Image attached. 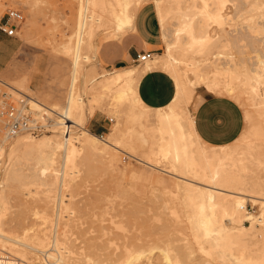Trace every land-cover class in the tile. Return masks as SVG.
Here are the masks:
<instances>
[{
  "label": "rangeland",
  "instance_id": "rangeland-1",
  "mask_svg": "<svg viewBox=\"0 0 264 264\" xmlns=\"http://www.w3.org/2000/svg\"><path fill=\"white\" fill-rule=\"evenodd\" d=\"M153 1L131 0V9L135 13L142 4L136 14L144 10L146 17L156 24L160 45L155 48V57L167 51V43L165 37H161ZM160 1L166 13L165 29L169 31L172 43L175 42L169 52L173 60L181 63V66L178 63L180 70H184V79L193 92H196L197 86L206 87V84L198 79V72L191 66L199 63L203 75L213 77L218 67L223 68L222 62L228 61V66L232 61L243 62L232 65L239 78L231 79L236 91L241 94V100L236 102L244 116L241 135L232 144L242 148L245 139L252 133L253 124L260 126L264 133V120L259 116L262 112L254 105L261 94L264 95V81L250 79L253 71L249 63L257 50L264 52V0ZM119 2L122 0H0V20L8 9L19 10L23 15L20 21L15 22L16 31L12 36L17 50L6 68L0 71V79L40 101L47 109L54 110L39 108L36 115L42 122H48L51 130L45 133L56 134L61 142L62 124H55V120L59 119L70 96L77 97L76 100L79 97L90 100L96 96L92 100L93 114L83 123L76 120L70 128H86L103 138L107 137V133H112V142L118 147V150H112L117 152L120 160L116 170L98 155L83 160L85 152L80 150L76 154L75 164L66 165L63 162L64 151L60 149L54 164L46 167L47 172L45 167L21 166L17 171L4 175V157L0 165V181L3 180L0 182V196L6 204L2 227L16 233H21L28 226L40 227L46 237L57 232L60 240L72 249L70 254L86 259L88 264H137L140 261L139 264H152L155 261L156 264H222L218 261L221 259L219 251L215 252L218 249H211L204 238L205 226L198 224L201 198L198 195L190 197L182 191L181 181L173 174L174 171L170 173L157 168H171V162L159 151V132L145 129L140 124L143 118L129 114V106L137 114L143 111L149 125H153L156 110H144L139 105L132 107L126 99L121 102L119 98L118 102L112 100L116 97L113 95L115 89L123 82L111 90L101 91L104 75L114 68H107L98 62L96 45L114 35L109 10L112 6L119 7ZM81 4L84 22L82 43L75 62V32H79ZM212 9L213 14L220 13L221 16L209 17L206 21L204 18L206 25L202 31H196L202 12H211ZM99 15L100 22L96 20ZM250 24L260 30L256 32L254 28V32H246L244 26ZM181 25L185 26L184 29ZM191 26L195 27V34L204 37L202 43L189 47L183 42L191 41L193 32H188ZM205 32L210 34V39ZM177 39H180V44ZM68 47L73 48L69 51ZM145 62L136 61L128 67L142 68ZM217 76L222 77L223 74ZM253 84H256L259 94L254 91ZM194 97L195 93L193 100ZM188 108L193 113L195 101L188 104ZM247 112L252 115L251 122L246 119ZM90 118H95L96 123H103L106 126L104 132L93 130L88 125ZM51 123L56 126L53 127ZM24 134L27 133L21 135ZM13 140L5 141L10 143ZM252 140L255 147L247 161L246 174L237 181L238 186L264 183V138ZM128 153L143 159L150 157L156 166L137 160ZM61 196L64 203L60 206L58 201ZM245 205L254 215L261 211L260 206L249 199ZM245 221L249 224V221ZM201 244L210 247V251L206 253L202 250ZM39 254L28 252L27 261L44 260V256ZM153 258L156 260L151 261ZM162 260H165L164 263Z\"/></svg>",
  "mask_w": 264,
  "mask_h": 264
},
{
  "label": "bare ground",
  "instance_id": "bare-ground-1",
  "mask_svg": "<svg viewBox=\"0 0 264 264\" xmlns=\"http://www.w3.org/2000/svg\"><path fill=\"white\" fill-rule=\"evenodd\" d=\"M154 3L157 9L159 22L161 24L162 35L165 37L164 39L167 43V51H164V54H157L155 57L153 56L151 59L147 60L142 68H137L134 66L127 68H114L111 73L106 76L104 75V79L100 84L101 91L105 92L109 89L111 90L112 87L117 86V84L123 82L122 86H119L115 89V93H113V95L115 94L114 96L116 97L111 96V98L114 97L116 99L113 98L112 100H116V102H118L119 98V100L121 99V102L122 100L126 99V101H130L129 105L131 104L132 107H134L135 105H139L144 110H147L149 109V107L144 104L145 102L143 103L141 101L137 92L138 83L143 74L153 67H158L159 69L161 68L164 71L168 72L173 77L176 86L175 95L168 104L156 108L155 122L153 125H149L147 117L143 115V111H139V113L137 114L129 106V114H132V117H139L140 119L143 118L141 119L140 124L145 129H148L152 132L154 130H157L159 132V151L164 158L168 159L171 162V168H164L160 166H157V168L170 173H173L174 171L173 174L176 175L177 178H179L181 181L179 184L182 188V191L186 192L190 197H194L193 195H198L201 198L199 201V207L201 211L199 210L200 213H198L200 216V221L198 220V224L199 226H205L206 230L204 231V235L206 236L204 238L207 242H209V246L211 247V249L212 247L213 250L214 248L218 249L215 250V252L219 251V255L221 257V259L218 261H221L222 264H264V183H253L252 185H250V183L248 187H244V185L238 186L237 182L238 179L244 176L246 174V171L248 170L247 161L252 155L251 150H253L255 147L252 138L262 140L264 138V133L261 130L260 126H258L257 124H253L251 130L252 133L250 137H247V139H245L242 148H240V146H238L237 144H232L235 140L224 145H212L206 143L199 137L194 129L193 113L188 108V104L194 101L193 95L195 92L192 91L187 81H185L184 79V70H180L179 67L181 63H179L178 61V65L177 61L172 59L173 57L170 54L171 52H169V48L173 44H175V42L173 41L174 43H172L170 37L168 36L169 31L167 32L165 29L164 24L166 13L161 8L162 1L154 0ZM131 7V0H122L119 7L112 6L109 10L111 19L113 21L112 23L114 25V35L122 34L134 25V12L132 11ZM178 8L180 7L178 6ZM81 10L82 4L80 9V22H78L80 23L78 26L79 32H75V34H77L78 36V38H76L77 36L75 37L77 41L74 42L75 54L73 55L75 57V62H77L78 60L82 43V27L84 22ZM213 10L214 9H212L211 12H208L207 10H204L202 12L203 14L201 19H197L198 22L200 21V24L198 25V30L196 31H202L204 25H206L203 20L204 18L206 21L209 17L218 18L219 16H221L220 13L213 14ZM179 15L181 16L182 14L180 13ZM96 20L100 22L101 16H96ZM185 22L187 23V21ZM185 22H183V24ZM188 23L190 25V22ZM177 24H179V22H177ZM244 27V30L246 32H250L255 28V25L250 24ZM182 30H180L179 32H181ZM259 30V28H255L256 32ZM188 32H193V35L191 34V41L187 40V42H183V44L185 43L190 47L196 44L199 45L203 42L204 36L201 37L197 33L195 34V27H189ZM207 37L208 39L211 38L209 33L207 34ZM179 40L177 42H179ZM178 44H180V42ZM65 47H67V45H65ZM71 48L73 47H68L67 49L71 51ZM253 56L254 59L249 62L252 65L253 71L250 79L253 80L254 78L253 81L262 80L263 82L264 52L257 50V54ZM227 63L228 61L222 62L221 65L223 66L221 67L223 68L218 67V69L216 70L217 72L213 77L204 76L201 72L202 67H199V63L191 67H194L196 69V71L198 72V79H201L200 81H202L203 84H206V88L208 90L218 94L228 95L238 102L241 100V94L236 91L233 84L234 82L233 80L231 81V79H236L239 77L236 73H234L235 71L232 70V65H241L243 64V62L240 61L238 63V60L237 62L232 61L229 62V66L226 65ZM74 64L76 66V63ZM221 74H223L222 77L217 76ZM255 87L256 84H253L254 91L259 94L258 89ZM70 89L72 90V88ZM70 94L71 93H69V95ZM29 97L31 106L34 110L39 112L40 109H47V106H43L40 101L34 99L32 96ZM76 98L77 97L72 98L70 96L67 105L63 109L62 114L60 113L59 115L58 113L59 119L55 120V124H62V130L60 132L63 138V142H61L62 140H60V138L56 134L50 132H43L41 134H38V136H31L30 134H19L15 136L14 140L10 143H7L4 138L0 137V165L3 164L4 157V163H6L3 171L4 175L13 173L11 171H17L19 168H21V166L33 168L45 167L46 171V167L54 164L57 151L60 149L64 151L63 153L65 154V159L64 157L63 159L65 161L63 162L66 165L75 164L76 154L80 152V150H82L85 152L83 160H89L91 156L93 157V155H98L103 160H105V162L112 168L116 170L119 168L118 163L120 160H118V157L116 155L117 152L115 153V151L112 150V148L118 150L117 145L112 142V140H114L112 139V133H107V137L103 138L102 136H99L98 134H95L94 132L89 131L86 128H77L78 130H73L72 128H70V125L72 123H76V120H79L81 123H83L86 118H88V116L92 115L94 112V103L92 104V100H95L96 96H93V98H91L90 100H85L81 97L76 100ZM254 105L257 110H260L262 112V114H260L259 116H261L262 120H264V95L262 96L261 94V98L254 102ZM51 110L52 109L48 108L46 111ZM246 119L249 122L252 121V115L249 112L246 113ZM53 123H51L52 126H56ZM49 130L51 129H48L46 132H48ZM248 133L250 134V132ZM128 154H130L137 160L153 165V167L156 166V162L151 160L150 157L143 159L141 157L135 156L134 154ZM175 167L176 169L178 168V171L175 169ZM0 182H3V180ZM247 199L252 201V203L258 204L260 206L261 211L259 212V214H257V216L245 209ZM58 202L59 205L64 203L62 196L60 197ZM5 208L6 204L0 196L1 249L6 250L14 256L25 261H27V253L29 252L30 254L40 253L39 256H44L42 258L44 259L46 264H88V261L86 259H83L81 257L75 258V256L70 254L72 252V249H70L69 245H67L63 240H60L57 232L53 233L51 236L46 237L45 234L41 232L42 228L40 227L34 228L28 226V228L22 229L21 233H16L3 228V222L1 223V219ZM203 208L207 209H205L206 212L205 210H203ZM36 211L34 212L35 214H37ZM245 220H247V222L249 221V224L244 223ZM200 247L206 253L210 251V247H206L203 244H201ZM211 252L213 251L211 250ZM47 258H50V260H47ZM153 260L156 259H151V261ZM170 260L171 259L169 258V261ZM147 261L151 262L150 259H148ZM156 263L157 262L155 261L154 264Z\"/></svg>",
  "mask_w": 264,
  "mask_h": 264
},
{
  "label": "crops",
  "instance_id": "crops-1",
  "mask_svg": "<svg viewBox=\"0 0 264 264\" xmlns=\"http://www.w3.org/2000/svg\"><path fill=\"white\" fill-rule=\"evenodd\" d=\"M141 6L142 4L137 10ZM154 7L157 13L155 3ZM136 12L132 27L122 34L107 37L97 45L98 62L107 68L128 67L136 62L137 54L154 52L160 45L156 24L146 17L144 10ZM160 29L163 39L161 24ZM15 42L12 36L0 29V71L6 68L7 62L14 56L17 50ZM175 90L173 77L158 67L144 73L137 87L141 101L152 110L168 104L173 99ZM194 101V129L203 141L212 145H224L241 135L244 116L235 99L210 91L204 86H197ZM88 125L99 133L106 128L103 123H96L95 118H90Z\"/></svg>",
  "mask_w": 264,
  "mask_h": 264
},
{
  "label": "built area",
  "instance_id": "built-area-1",
  "mask_svg": "<svg viewBox=\"0 0 264 264\" xmlns=\"http://www.w3.org/2000/svg\"><path fill=\"white\" fill-rule=\"evenodd\" d=\"M22 18L19 10L8 9L0 21V29L14 36L15 22ZM153 54V51L139 53L136 55V61L145 62L151 59ZM30 103V97L26 93L0 79V137L11 140L19 134L38 135L49 129L48 122H42L37 117V112ZM245 209L249 211L247 205ZM0 264H46V262L44 260L28 262L0 248Z\"/></svg>",
  "mask_w": 264,
  "mask_h": 264
}]
</instances>
